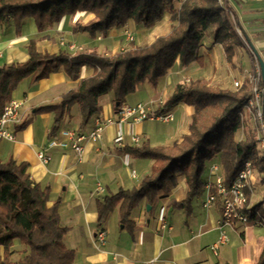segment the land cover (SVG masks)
Masks as SVG:
<instances>
[{"label": "crops", "instance_id": "obj_1", "mask_svg": "<svg viewBox=\"0 0 264 264\" xmlns=\"http://www.w3.org/2000/svg\"><path fill=\"white\" fill-rule=\"evenodd\" d=\"M232 1L237 20L243 26L245 37L249 41V30L256 29L255 21L250 17L260 14L256 10L264 9V0ZM96 18L92 12L77 11L47 25L41 31L37 30L32 18H26L19 33L15 32L13 22L9 21L0 26V65L25 61L28 58L26 46L30 39L35 40L39 52L66 51L76 54L94 50L101 55H110L129 46L124 34L126 29L133 33L136 45L149 44L171 30L170 14L166 12L161 19L149 25L129 19L122 26L112 27L105 36L97 33L95 37H90L86 32L73 31L74 25H87ZM256 23L261 26L260 31L264 35L263 20H256ZM62 40L73 43L78 49L70 50L67 45L61 44ZM262 45L264 47V41ZM119 46L120 49L114 51ZM241 48L235 47L229 63L222 46L213 43L210 35L206 36L198 50V59L186 66H181L177 61L164 76L155 81L145 78L134 92L125 97L122 105L133 106L141 102L155 111L166 101L174 86L183 83L184 75H196L197 78L206 80L213 77L224 85L221 88L231 89L228 83L232 77L241 80L238 73L240 64L244 71L246 69L244 62L240 60ZM224 69L228 70L227 74ZM93 73L94 68L83 66L79 79L72 80L60 68L34 83L26 79L21 81L12 92L11 99L23 101L21 122L27 121V124L21 130L17 129V125L13 126L16 135L14 141L0 139V160L12 157L18 162H28L31 179L50 184L49 204L60 198V224L68 228L63 240L68 248L75 251L73 264H259L264 258V223L245 226L237 223L220 229L219 201L209 208L202 206L207 195L204 184L213 179L207 170L202 176L203 190L191 200L188 214L182 208L167 206L170 199L178 201L186 194L187 186L180 176L177 186L168 196H159L153 205L141 200L131 210L130 218L135 226L133 235L120 224L118 207L100 227L95 226L96 202L101 197L120 189L136 187L151 171L152 159L134 158L121 148L142 143H148L152 147L169 146L180 141L188 133L193 108L179 103L170 110L174 115L170 122L132 119L120 121V114L113 109V94L109 92L99 98L101 111L93 115L83 127H80L81 116L77 105H73L54 135H51L53 113L35 114L34 109L58 102L80 79ZM95 116L105 123L104 131L98 139L83 140V151L77 153L72 148L71 141L64 140L60 131L71 130L87 135L94 127ZM118 135H121L119 142L116 141ZM133 136L138 138L137 144L132 141ZM53 141L61 144H54ZM39 151L50 156L47 163L38 159ZM215 158L218 159V155L213 159ZM248 202L252 207L260 204L258 210L264 217V182L257 173L252 191L248 193ZM147 205L150 206L149 209ZM100 230L105 231L103 243L97 238ZM221 230L226 234L227 241L218 243L214 253L210 246L217 242ZM13 243L15 250L25 248L18 240ZM2 256L3 248L0 246V257ZM20 256L21 254L15 253L13 258Z\"/></svg>", "mask_w": 264, "mask_h": 264}, {"label": "trees", "instance_id": "obj_2", "mask_svg": "<svg viewBox=\"0 0 264 264\" xmlns=\"http://www.w3.org/2000/svg\"><path fill=\"white\" fill-rule=\"evenodd\" d=\"M0 0V26L13 22L20 32L26 18H32L38 31L60 21L65 15L89 11L97 18L87 25L76 24L74 32H86L90 37L102 36L115 26L124 25L129 19L149 25L169 13L171 30L156 37L151 43L128 47L110 55L92 50L70 54L39 52L35 40L30 39L26 49L28 58L23 62L0 65V115L3 106L11 99L17 85L28 80L34 83L63 68L66 75L77 80L83 66L94 68L91 76L80 79L58 102L34 109V113L52 112L50 134L54 135L59 124L77 105L80 127L101 111L99 98L112 92L113 109L118 113L125 97L136 86L149 78L151 81L164 76L178 61L181 66L198 59V50L206 36L222 46L227 62H231L235 47H245L231 26L228 15L216 0ZM261 86H264L262 80ZM250 98L249 85L243 82L236 89L213 86L204 78L177 83L166 101L152 113L155 115L172 110L179 103L193 108L191 121L180 141L169 146L126 145L123 152L134 158L152 159L149 174L136 187L109 193L96 202L95 226L100 227L107 216L118 207L119 222L133 235L131 210L141 200L153 205L159 196H168L177 186L178 178L185 180L187 190L183 199H170L167 206L190 212L191 200L203 190L202 176L206 162L218 155L225 184L229 185L246 161L264 182V156L258 152L256 139L248 136L237 140L236 131L244 120L238 113ZM119 102V105H115ZM264 109V94H263ZM27 121L20 122L23 129ZM29 163L9 157L0 160V246L3 256L0 264H73L75 251L64 243L68 228L60 224V198L49 204L50 184L31 179ZM260 204L254 206L258 209ZM249 215V220L254 219ZM14 240L24 245L23 250L13 248ZM15 253L21 254L17 259ZM259 264H264V258Z\"/></svg>", "mask_w": 264, "mask_h": 264}, {"label": "built area", "instance_id": "obj_3", "mask_svg": "<svg viewBox=\"0 0 264 264\" xmlns=\"http://www.w3.org/2000/svg\"><path fill=\"white\" fill-rule=\"evenodd\" d=\"M220 8L225 12L230 20L231 26L235 30L236 34L243 40H245V31L243 26L237 20L236 9L232 0H216ZM129 40L133 38L128 35ZM62 45H67L70 50H77L78 47L72 43H66L61 41ZM248 46L247 51L250 54L251 69L246 74L245 79L249 85L250 98L243 109L238 113L239 117L244 120L245 114L249 115L254 123L255 139L257 148L260 154L264 156V109H263V94L264 86H261V72L259 66V60L264 62V48L261 51H255L250 42H246ZM243 80H235L233 85L236 88L240 87ZM24 111V103L22 100L10 99L3 106V111L0 115V139H6L14 141L16 138L15 131L13 130L14 125H18L21 122L22 113ZM118 113L120 114V121L132 119L133 121L143 120H161L163 122H170L174 116L171 111H167L162 114L155 115L150 112L149 107L144 103H137L133 106L121 105ZM105 128V123L98 117H94V127L87 134L77 133L71 130H62L60 135L63 136L64 140L68 139L71 141L72 148L77 152L83 151V145L81 142L86 138L98 139L101 137ZM116 141H121V135L116 137ZM132 141L137 143L138 138L132 137ZM54 144H61L60 142L53 141ZM38 159L47 163L50 160L48 154L39 151L37 153ZM208 173L213 177L212 180L207 181L204 187L207 189V195L202 201L204 208H209L217 201L221 205V216L219 220V228L225 226H233L237 223L242 225L252 224H263L264 217L258 209L249 205L248 193L252 191V184L255 179V171L252 167L251 162L246 161L238 174L232 180L229 185L225 184V176L223 169L218 161H211L207 166ZM253 214L255 217L253 220H249V215ZM164 226V225H162ZM99 242H105V231L100 230L97 233ZM227 241V236L223 230L216 243L210 246V249L215 253L217 251L218 243Z\"/></svg>", "mask_w": 264, "mask_h": 264}, {"label": "rangeland", "instance_id": "obj_4", "mask_svg": "<svg viewBox=\"0 0 264 264\" xmlns=\"http://www.w3.org/2000/svg\"><path fill=\"white\" fill-rule=\"evenodd\" d=\"M174 5H175V7L176 6H179L180 5V2L177 0V1H175L174 2ZM256 12H259L260 14H258V15H255V16H252V17H250L251 19H253V21H255V23H254V26H256V29H254V30H249V32H248V38H249V42H250V44H251V46H253V48L255 49V51H261L264 47H262L263 45H262V42L264 41V40H262L263 38H264V35H263V32H261L260 30L262 29V28H260L261 26H258V24L256 23V20H263V22H264V9H262V10H256ZM169 22H171L170 20H169ZM144 25V24H143ZM171 25L172 24H169V28H171ZM164 28V27H163ZM161 30H163V29H161ZM257 30H259V31H257ZM253 31H255V32H253ZM257 31V32H256ZM252 32V33H251ZM124 34H125V36H126V41L128 42V45L130 44V43H132V42H134L133 40H134V35H133V33H131L130 31H128L127 29L124 31ZM128 35H130L132 38H133V40H129V38H128ZM62 41H64V40H62ZM65 42V41H64ZM70 43V42H69ZM68 44V43H67ZM73 44V43H72ZM208 45V44H207ZM80 49V48H79ZM120 49V46L118 47V48H115L114 49V51H118ZM240 60L241 61H243L244 62V65H245V67H246V69H245V71L243 70L244 69V67H243V65L242 64H240L241 66L240 67H238V73H240V77L239 78H241V80H243V82H245V76H246V74L249 72V70L251 69V63H250V54H249V52L246 50V49H244V48H241L240 49ZM225 67H226V69L228 68L226 65H224ZM224 71H225V69H224ZM226 72V74L228 73V70H226L225 71ZM238 78V77H237ZM237 78H231L230 79V81H229V83L228 84H230V88L231 89H235V87H234V85H233V82L235 81V80H239V79H237ZM193 79H198L197 78V76L196 75H184L183 77H182V81H183V83H187V82H189L190 80H193ZM208 81L210 82V84H212L213 86H217V87H220L221 88V86H224V85H222L217 79H215V78H213V77H211V78H209L208 79ZM242 82V83H243ZM149 110H150V108H149ZM150 112H153V111H151L150 110ZM174 116V115H173ZM147 120H149V119H147ZM154 120H149V122H153ZM248 136H254L255 137V130H254V123H253V121H252V119L251 118H249V115L248 114H245V118H244V124H243V126L242 127H240L237 131H236V133H235V138L237 139V140H241V139H245L246 137H248ZM137 143H138V141H137ZM137 143H135V144H137ZM258 152L260 153V151L258 150ZM211 161H218V159L217 158H215V159H211V160H209V161H207L206 162V165H205V170L204 171H206L207 170V166H208V164L211 162ZM219 162V161H218ZM222 167V166H221ZM224 173V172H223ZM256 173L257 174H259L258 172H255V175H256ZM260 175V174H259Z\"/></svg>", "mask_w": 264, "mask_h": 264}, {"label": "water", "instance_id": "obj_5", "mask_svg": "<svg viewBox=\"0 0 264 264\" xmlns=\"http://www.w3.org/2000/svg\"><path fill=\"white\" fill-rule=\"evenodd\" d=\"M260 72H261V80L264 83V62L260 59L259 60ZM115 105H119V102H116ZM149 205H147V209H149Z\"/></svg>", "mask_w": 264, "mask_h": 264}]
</instances>
